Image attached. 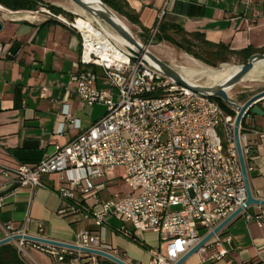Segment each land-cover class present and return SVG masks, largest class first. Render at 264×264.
Listing matches in <instances>:
<instances>
[{"label":"built area","instance_id":"1","mask_svg":"<svg viewBox=\"0 0 264 264\" xmlns=\"http://www.w3.org/2000/svg\"><path fill=\"white\" fill-rule=\"evenodd\" d=\"M51 17L77 30L74 24ZM160 23L161 19L151 32L150 43L154 42ZM78 33L81 54L71 82L77 84L78 95L86 106L107 107L104 117L68 145H57L51 156L15 169L0 166L1 173L12 177L13 186L33 189L43 186L45 176L59 175V192L64 202L60 215L81 212V205L94 199L95 204L86 214L96 226L102 228L105 219L112 216L123 223L121 231L129 235L155 232L162 247L149 250L152 264H176L246 204L247 190L234 139L236 116L227 114L214 98L177 85L116 46L123 60L103 58L89 50L86 38ZM93 67L103 70L110 82L109 90L96 88L98 75ZM247 132L248 129L242 134L241 124L245 159L250 156ZM251 163L249 158V174L253 171ZM118 169L123 171L131 192L99 201L105 185L98 181ZM247 210L241 213L247 221L256 218L263 225L260 216L254 217ZM127 225L132 226L133 233L126 229ZM42 232L43 225H39L36 237L44 238ZM19 234L27 235L21 230L8 237ZM231 242V237L220 232L199 252L213 247L211 258L221 261L229 255ZM26 243L56 264L64 263L66 257H71L70 263L74 264L82 258L88 259L89 264H99L94 256L21 241V245ZM73 244L108 252L99 236L90 231L77 235Z\"/></svg>","mask_w":264,"mask_h":264},{"label":"crops","instance_id":"2","mask_svg":"<svg viewBox=\"0 0 264 264\" xmlns=\"http://www.w3.org/2000/svg\"><path fill=\"white\" fill-rule=\"evenodd\" d=\"M122 3L131 18L118 15L143 41L150 40L161 19L165 34L176 42L198 35L197 40L204 38L232 52L264 51V0H122ZM80 54V34L56 19L20 17L14 24L4 26L0 33L1 167L15 169L21 164H35L51 156L57 145H68L104 117L107 107L86 106L78 95L77 84L71 82V76L78 71ZM93 69L98 75L96 88L109 90L110 82L103 70ZM113 98L118 100L116 90ZM246 121L250 126L247 138L253 165L250 186L254 197L264 200V116H251ZM1 172L0 169V240L21 230L36 237L39 225H43L44 238L73 244L77 235L90 231L99 236L108 252L129 264H152L149 250L162 247L157 233L129 235L121 231L123 223L112 216L105 219L102 228L96 226L86 214L95 204L94 199L83 203L81 212L60 215L64 202L57 174L45 176L43 186L33 189L13 186L12 177L6 178ZM120 179L128 187L121 169L99 180L105 189L98 200L108 201L117 195L116 184L121 183ZM247 213L260 216L263 225L256 218L247 221L245 215L232 220L221 231L222 236L232 239L227 257L213 260L215 248L208 247L184 264H264V207L251 206ZM126 229L134 232L130 225ZM47 262L53 264L49 259ZM77 264H89L88 259Z\"/></svg>","mask_w":264,"mask_h":264},{"label":"water","instance_id":"3","mask_svg":"<svg viewBox=\"0 0 264 264\" xmlns=\"http://www.w3.org/2000/svg\"><path fill=\"white\" fill-rule=\"evenodd\" d=\"M83 11L89 15L94 16L101 22L105 23L114 33H116L122 40H124L127 45L120 44L123 49L131 56L135 61H139L146 65L147 67L159 72L160 74L172 79L177 85L189 89L191 91L200 93L202 95L221 99L225 104L236 111L235 119V129H234V139L235 145L240 161V166L243 174L244 184L247 190V201L243 208L237 210L235 213L230 215L225 219L215 230L208 235H206L202 241L196 245L188 254H186L180 261L176 264H184L191 256L198 253L216 234H219L232 220L241 215L244 209L251 206H261L264 207V200L257 199L254 197L251 186L250 177L247 171L246 159L243 152L242 143L240 140V129L242 120L244 119L247 112L252 109L253 113L257 116H264V111L258 106L260 102L264 100V92H261L251 99H249L245 104L240 105L232 101L228 92L235 87L239 81L248 74L257 62L264 61V54H254L248 61L240 67V70L235 73L231 78L226 80L224 83L217 86L208 85H193L186 81L178 70L170 66L169 64L163 62L160 58L154 55L148 47L140 43L136 36L131 32V30L116 16L110 7H108L102 0L99 3L88 2L86 0H69ZM4 30V23L0 21V33ZM32 242L36 244L50 245L60 249L72 250L75 252L83 253L86 257H101L107 259L115 264H129L126 261L118 258L117 256L102 250L88 249L79 247L72 243H64L60 241H54L47 238H40L31 235H13L0 240V247L18 243V242Z\"/></svg>","mask_w":264,"mask_h":264},{"label":"rangeland","instance_id":"4","mask_svg":"<svg viewBox=\"0 0 264 264\" xmlns=\"http://www.w3.org/2000/svg\"><path fill=\"white\" fill-rule=\"evenodd\" d=\"M40 1L42 3L39 5V8L37 11H27V12H38V14H34V13L33 14H29V13L12 14L9 12V10L7 12L0 11V21L3 22L4 26L7 27L11 24H14L16 20L20 17H26V19L32 20L33 17L52 18L51 15H54L56 17H60L64 21H67L70 25H73L76 19H80V18L86 19V20L90 19L93 22L96 29L103 32L108 37V39L113 43L114 46L124 50L123 47L116 42L113 34L107 31L101 25L98 19H94L91 15L83 11L81 8H79L77 5H75L71 1L69 0H40ZM49 6L54 7V8H59L63 11V13H57L51 8H49ZM64 12L69 14L70 17L65 15ZM120 19L123 22H125L127 27L129 28L127 22L121 17ZM138 40L143 45L148 47V49L154 55L160 58L163 62L169 64L170 66L178 70L181 75L187 72L198 73V75L192 79V82L198 85H208V86L220 85L223 83V80L214 81L213 79H211V77L208 74L220 71L222 67L226 65L231 66V67L240 68L243 64H245L248 61L247 60L245 62L239 56H232L230 57L229 62L221 63L217 67H212V66L207 65L203 61L195 58L194 56L179 49L178 46L172 43L162 42V43L157 44L155 42L150 43L149 42L150 40L149 41H143L141 39H138ZM256 54H264V53H256ZM261 92H264V65L260 63L254 67V69L250 72L249 75L246 76V78L243 81H241L235 87H233L228 92V94L233 102L243 105L249 99H251L252 97H254L255 95ZM260 104L264 108V100L260 102ZM116 173H120V171H117ZM120 181L121 183L116 184V187H117L116 194L123 196L129 193V188L124 184L123 180L120 179ZM178 209L179 208H172V211H176ZM14 245L17 248L21 259H23V261L26 264H47L48 259L53 264L55 263L47 254L41 252L40 250H37L32 245H26V244L21 245V242L14 243ZM82 259H86V258H82Z\"/></svg>","mask_w":264,"mask_h":264},{"label":"trees","instance_id":"5","mask_svg":"<svg viewBox=\"0 0 264 264\" xmlns=\"http://www.w3.org/2000/svg\"><path fill=\"white\" fill-rule=\"evenodd\" d=\"M108 7H110L114 12L119 15H125L127 18H131V16L123 10L122 0H102ZM42 2L40 0H0V5L3 8H6L10 11H37L39 5ZM57 13H63V11L59 8L50 7ZM65 13V12H64ZM68 17L69 14L65 13ZM191 39L183 38L182 41L176 42L172 40L169 36L165 34V29L162 22L159 25L158 33L155 37V41L157 43H161L163 41H168L176 46L184 52L194 56L195 58L203 61L209 66L217 67L221 63H227L232 56H239L245 62L248 58L256 53L257 51H243V52H232L228 48L223 47L222 45H213L208 43L204 38L197 40L198 35H191ZM198 49V50H197ZM197 50V51H196ZM264 53V51H262ZM94 70V69H93ZM95 72V70H94ZM96 73V72H95ZM159 93L155 94L158 96ZM220 106L225 110V112L229 115L236 116V111L230 108L227 104H225L221 99H215ZM258 106L264 111V108L259 103ZM248 115L256 117L253 113L252 109L247 112ZM247 117H244L242 120V134L246 129H249L250 126L247 123ZM250 156L246 155V162L249 163ZM28 245V243H26ZM71 257H66L65 263H69ZM97 261L99 264H115L107 259L97 257ZM0 264H26L23 259H21L17 248L13 244H7L0 247Z\"/></svg>","mask_w":264,"mask_h":264},{"label":"bare ground","instance_id":"6","mask_svg":"<svg viewBox=\"0 0 264 264\" xmlns=\"http://www.w3.org/2000/svg\"><path fill=\"white\" fill-rule=\"evenodd\" d=\"M88 2H96L99 3V0H86ZM0 11H8L5 8H3L2 6H0ZM117 18L120 19V16L115 13ZM92 16V15H91ZM94 19V16H92ZM121 20V19H120ZM122 21V20H121ZM67 22V21H66ZM99 22L101 23V25L109 32H111L114 36V39L116 40V42L119 44H123V45H127V43L122 40L116 33H114L105 23L101 22L99 20ZM123 22V21H122ZM99 23V24H100ZM125 25L126 23L123 22ZM127 26V25H126ZM74 27L83 34V36L86 38L88 44L87 47L89 50H95L97 53L101 54V56L103 58H110V59H116V60H123L124 57H122L119 53L118 50L116 49V47H114L113 43L108 39V37L101 31L97 30L96 27L94 26L93 22L89 19H76V21L74 22ZM103 30V29H102ZM113 39V40H114ZM141 43V42H140ZM263 64L264 65V61H260L257 62L254 67L257 64ZM253 67V69H254ZM252 69V70H253ZM240 70V68L237 67H231V66H223L222 69L220 71H217L215 73H209L208 75L211 77V79H213L214 81L217 80H223V83L228 80L229 78H231L235 73H237ZM251 70V71H252ZM250 71V72H251ZM250 72L248 74H246L240 81H243L247 75L250 74ZM185 73V72H184ZM198 75V73L196 72H187L185 74L182 75V77L188 81L189 83L193 84V85H198V84H194L192 82V79L194 77H196ZM218 83V82H217Z\"/></svg>","mask_w":264,"mask_h":264}]
</instances>
